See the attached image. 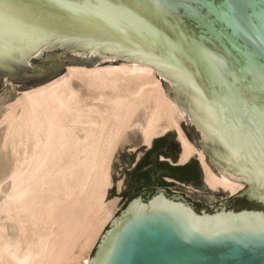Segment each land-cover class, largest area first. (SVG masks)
Masks as SVG:
<instances>
[{
    "label": "water",
    "instance_id": "water-1",
    "mask_svg": "<svg viewBox=\"0 0 264 264\" xmlns=\"http://www.w3.org/2000/svg\"><path fill=\"white\" fill-rule=\"evenodd\" d=\"M10 2L16 10L0 31V92L7 76L36 86L63 73L66 65L91 67L105 58L149 64L165 78L161 83L168 97L188 115L189 126L180 123L188 140L197 141L214 170L244 183L231 199L258 205L236 210L234 200L232 206L206 210V204L218 205L227 194L204 189L209 199H201L197 210L188 203L195 201L189 193L185 201L162 191L143 199L123 194L122 184L116 194V180L125 176L134 153L127 148L140 143V134L132 132L114 156V184L106 195L122 196L121 208L86 264H264L258 140L264 113V0H156L160 11L143 0L139 20L120 19L111 11L124 0H90L96 14L60 7L54 0Z\"/></svg>",
    "mask_w": 264,
    "mask_h": 264
},
{
    "label": "bare ground",
    "instance_id": "bare-ground-1",
    "mask_svg": "<svg viewBox=\"0 0 264 264\" xmlns=\"http://www.w3.org/2000/svg\"><path fill=\"white\" fill-rule=\"evenodd\" d=\"M161 79L149 64L105 58L67 65L0 104V264H86L118 208V197L106 199L111 164L132 132L149 146L175 130L179 162L197 157L207 187L230 195L244 187L188 140L186 112Z\"/></svg>",
    "mask_w": 264,
    "mask_h": 264
},
{
    "label": "flooded vegetation",
    "instance_id": "flooded-vegetation-1",
    "mask_svg": "<svg viewBox=\"0 0 264 264\" xmlns=\"http://www.w3.org/2000/svg\"><path fill=\"white\" fill-rule=\"evenodd\" d=\"M141 145L134 150L126 164L125 176L123 175L122 184H124L125 195L138 193L143 199L153 195L156 191H162L167 197L186 200V193L193 196L195 201H189L190 205L197 210L200 206V200L209 199L202 195V189L222 195L225 191H213L204 181V174L199 162L195 156L184 163L179 162L181 146L176 135H162L156 139L151 146L144 148ZM141 148L139 157L135 158L136 151ZM230 199L219 202L218 205L206 204V210H212L211 206L219 207L231 205L235 199L231 195ZM230 202V203H229ZM232 209H235L234 206Z\"/></svg>",
    "mask_w": 264,
    "mask_h": 264
},
{
    "label": "snow or ice",
    "instance_id": "snow-or-ice-1",
    "mask_svg": "<svg viewBox=\"0 0 264 264\" xmlns=\"http://www.w3.org/2000/svg\"><path fill=\"white\" fill-rule=\"evenodd\" d=\"M54 3L60 5V7L69 8H79L84 11H92L95 13V9L92 7L90 0H83L80 5H68L64 0H54ZM145 3L143 0H124V2L117 8L111 9V11L120 19L128 20L134 19L139 20L140 14L145 9ZM148 6L154 8L157 11L161 10V5L156 3V0H148ZM264 8V4L261 5ZM16 10L15 2H10V0H0V31L3 29V24L5 19ZM261 28L264 30V14L261 15ZM241 134L243 130H240ZM248 134L251 137V130H248ZM259 147L261 149L260 153V168L261 177L264 179V113L261 114V119L259 121Z\"/></svg>",
    "mask_w": 264,
    "mask_h": 264
},
{
    "label": "rangeland",
    "instance_id": "rangeland-1",
    "mask_svg": "<svg viewBox=\"0 0 264 264\" xmlns=\"http://www.w3.org/2000/svg\"><path fill=\"white\" fill-rule=\"evenodd\" d=\"M103 62V61H102ZM101 62V63H102ZM116 62H118V61H116ZM96 64H98V63H96ZM67 66V65H66ZM66 68V67H65ZM64 68V69H65ZM62 74V73H61ZM60 75V74H59ZM58 75V76H59ZM57 77V76H56ZM55 78V77H54ZM5 80V81H4ZM43 84V83H42ZM40 85V84H39ZM36 86H38V85H36ZM32 87H35V86H29V85H26V84H23V83H16V82H12V81H10L9 79H8V76L7 77H4L3 78V87H2V89H1V92H0V104H2V106L4 105V107L5 106H8L9 104H11L12 102H14V100H15V98L18 96V94L22 91V90H25V89H29V88H32ZM185 117L186 118H182L181 119V121H180V123L182 122V123H185L186 124V126H189V121H190V119H189V117H188V115L187 114H185ZM191 122V121H190ZM180 127H181V125H180ZM182 129V128H181ZM167 133V132H166ZM165 133V134H166ZM165 134H163V135H165ZM161 136V135H160ZM160 136H158V137H160ZM177 137V136H176ZM191 142L197 147V148H200L199 147V145L197 144V141L195 140V139H193V140H191ZM142 145V143H141V141H140V143H139V145H137V146H133V147H128L127 148V151H134V150H136L138 147H140ZM151 145V144H150ZM148 146H146V147H144V148H147ZM140 152L141 151H138L137 153H136V156H135V158H137V157H139L138 155L140 154ZM116 154V153H115ZM115 156V155H114ZM113 159H114V157H113ZM113 159H112V164H113ZM112 164H111V170H112ZM216 171V173L217 172H219V171H217V170H215ZM111 177H112V175H111ZM203 178H204V176H203ZM122 181H123V178H120V179H117L116 180V194H120V192H121V189H122ZM113 184H114V182H113V179H112V186H113ZM120 185L119 186V188H118V186L117 185ZM112 186H111V188H112ZM110 188V189H111ZM119 189V190H118ZM213 191H215V190H213ZM216 191H220V190H216ZM237 193V192H236ZM230 194H228L227 193V195L226 196H224V199H226V198H228V196H229ZM233 195V194H232ZM114 197H118L119 198V201H118V203L122 200V196H118V195H111L110 197H109V199L110 198H114ZM121 208V205H118V208H117V210H116V212L119 210ZM116 212L114 213V215L116 214ZM113 215V216H114ZM108 224V223H107ZM106 224V225H107ZM106 225H105V227H106ZM104 227V228H105ZM104 228H103V230H104ZM102 230V231H103ZM102 233V232H101ZM100 236V235H99ZM99 238V237H98ZM98 240V239H97ZM97 242V241H96ZM92 251V250H91ZM91 251H90V253H91Z\"/></svg>",
    "mask_w": 264,
    "mask_h": 264
},
{
    "label": "trees",
    "instance_id": "trees-1",
    "mask_svg": "<svg viewBox=\"0 0 264 264\" xmlns=\"http://www.w3.org/2000/svg\"><path fill=\"white\" fill-rule=\"evenodd\" d=\"M235 204H236V210L241 209L242 207H246L248 209L251 208H256L258 205L255 203H250L246 201L244 198L243 199H235Z\"/></svg>",
    "mask_w": 264,
    "mask_h": 264
}]
</instances>
